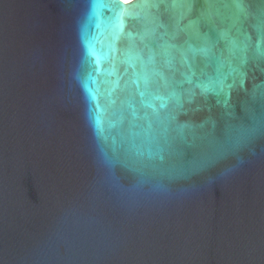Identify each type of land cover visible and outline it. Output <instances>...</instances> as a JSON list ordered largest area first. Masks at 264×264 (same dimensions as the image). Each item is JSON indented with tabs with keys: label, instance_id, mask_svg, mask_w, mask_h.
<instances>
[{
	"label": "water",
	"instance_id": "1",
	"mask_svg": "<svg viewBox=\"0 0 264 264\" xmlns=\"http://www.w3.org/2000/svg\"><path fill=\"white\" fill-rule=\"evenodd\" d=\"M0 264H264V0H0Z\"/></svg>",
	"mask_w": 264,
	"mask_h": 264
},
{
	"label": "bare ground",
	"instance_id": "2",
	"mask_svg": "<svg viewBox=\"0 0 264 264\" xmlns=\"http://www.w3.org/2000/svg\"><path fill=\"white\" fill-rule=\"evenodd\" d=\"M122 3H126L127 1H129V0H120Z\"/></svg>",
	"mask_w": 264,
	"mask_h": 264
}]
</instances>
